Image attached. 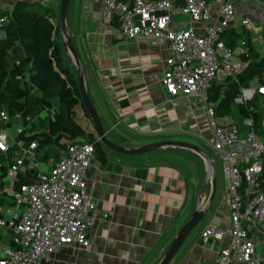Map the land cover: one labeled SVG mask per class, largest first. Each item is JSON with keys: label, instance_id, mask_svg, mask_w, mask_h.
<instances>
[{"label": "crops", "instance_id": "obj_1", "mask_svg": "<svg viewBox=\"0 0 264 264\" xmlns=\"http://www.w3.org/2000/svg\"><path fill=\"white\" fill-rule=\"evenodd\" d=\"M19 1L40 3L51 11L53 23L58 26L60 0H0V10L10 11ZM172 1L181 4V0ZM100 9L101 0H69L65 17L66 31L84 68L88 97L107 138L121 148L138 149L173 141L198 147L210 156L215 169V194L211 200V186L204 190V217L169 264H216L220 250L230 241L229 182L224 166L219 165V172L214 163L212 135L203 108L193 98H172L161 85L162 65L169 56L166 46L122 40L117 29L102 21ZM236 11L237 22L240 15L256 22L254 29L243 31L249 34L254 50L259 45L262 56L263 0L246 6L236 3ZM63 58L76 77L65 49ZM47 115L51 112L38 108L33 114L37 118H24L21 128L37 129V120L39 123ZM86 125L92 127L91 122ZM11 141L8 152L0 153L6 163L19 157L12 156L14 148L22 154L27 150L18 135ZM101 150L104 161L94 153L85 180L86 192L95 205L94 222L88 231L90 246H63L37 264H159L195 211L206 174V163L197 153L167 147L127 156L108 151L102 144ZM28 161L26 166L30 165ZM206 227L222 230V241L201 238ZM7 235L2 245L9 244Z\"/></svg>", "mask_w": 264, "mask_h": 264}, {"label": "built area", "instance_id": "obj_2", "mask_svg": "<svg viewBox=\"0 0 264 264\" xmlns=\"http://www.w3.org/2000/svg\"><path fill=\"white\" fill-rule=\"evenodd\" d=\"M253 1L259 0H181V4L172 0H101V19L117 29L119 38L167 47L169 56L163 62L161 78L165 91L172 98L196 99L203 108L212 151L224 166L229 182L230 241L220 250L216 264L264 262V185L260 182L264 171V114L258 127L248 109L258 96V108L264 110V64L263 81L240 86L233 98L232 105L240 111V124L235 117L220 118L217 104L210 99L215 87L226 81L238 84L245 71L246 63L239 57L245 41L230 49L223 36L228 30L254 29L256 22L246 15L236 21V3L246 6ZM5 21L6 17L0 16V30ZM260 58H264V47ZM14 118L22 117L16 114ZM8 121V116L0 112V153L12 147L4 132ZM23 132L27 130L17 128V135ZM36 145V141L28 143L23 154L18 151V158L4 164L7 170L0 196L8 195L12 202L7 210L10 218L0 216V264H37L63 246H90L88 231L94 222L95 205L86 192L85 180L94 158L93 145L74 140L56 163L44 165L36 160ZM28 159L30 165L26 166ZM29 167L37 170V180L14 189L17 173ZM7 233L9 244L2 245ZM223 237L222 230L211 227L201 232V238L216 242Z\"/></svg>", "mask_w": 264, "mask_h": 264}, {"label": "trees", "instance_id": "obj_3", "mask_svg": "<svg viewBox=\"0 0 264 264\" xmlns=\"http://www.w3.org/2000/svg\"><path fill=\"white\" fill-rule=\"evenodd\" d=\"M0 16L6 17L0 30V112L9 119L16 114L28 118L38 108L51 112L38 123L37 129L20 133L19 139L27 144L36 141L34 155L44 164L56 163L74 140L92 144L94 153L104 161L101 143L92 127L86 125L90 119L81 102L76 77L63 58V43L51 11L38 2L19 1L10 11L0 10ZM240 40L246 43L239 54L246 68L239 76V83L226 81L215 87L210 95L217 104V115L220 118L235 117L236 121L241 116L232 105L233 98L240 86H246L253 80L263 81L264 64V58L254 53L247 32L228 30L223 36L230 49H234ZM259 100L257 96L248 104L249 113L258 127L264 114V110L258 108ZM250 108L254 109L250 111ZM6 170V165L0 166V189ZM37 173L31 167L18 172L14 189L35 182ZM260 182L264 185V171Z\"/></svg>", "mask_w": 264, "mask_h": 264}, {"label": "water", "instance_id": "obj_4", "mask_svg": "<svg viewBox=\"0 0 264 264\" xmlns=\"http://www.w3.org/2000/svg\"><path fill=\"white\" fill-rule=\"evenodd\" d=\"M69 0H60L59 3V19H58V30L59 35L63 43V48L65 49L66 53L70 55V58L72 59V62L75 66V72H76V81L79 88L80 98L81 102L89 116L91 126L95 134L97 135L99 142L108 150L117 154L121 155H127V156H135V155H141L148 152H152L161 148H167V147H177L182 149H188L195 153H197L206 163V174L205 178L199 188L198 195H197V203L195 211L191 214L190 219L188 222H186L178 231V233L173 238L170 245L167 247L165 254L163 258L161 259L159 264H169L171 260L174 258L176 253L181 248L182 244L184 243L185 239L188 237V235L191 233V231L196 227V225L202 220L205 214L206 206L201 207V198L204 190L211 186L212 188V195L211 200L215 194L216 191V182H215V169L213 166V162L210 158V156L203 152L198 147H195L193 145L187 144V143H181V142H173V141H161L157 143H153L138 149H124L121 148L114 143H112L106 136V131L104 130L100 119L88 97V94L85 89L84 84V68L82 65V62L79 58V55L72 44L71 38L69 37L66 26H65V17L67 13ZM210 200V202H211ZM209 202V203H210Z\"/></svg>", "mask_w": 264, "mask_h": 264}, {"label": "rangeland", "instance_id": "obj_5", "mask_svg": "<svg viewBox=\"0 0 264 264\" xmlns=\"http://www.w3.org/2000/svg\"><path fill=\"white\" fill-rule=\"evenodd\" d=\"M263 34V33H262ZM256 49H255V54H260L259 52H260V49H259V45L257 44V46L255 47ZM34 114V113H33ZM33 114L31 115V117L29 118V119H32V118H35L34 116H33ZM37 118V117H36ZM22 121H23V119L22 118H20V120H17V119H15V118H11V119H9V123L11 122V124L9 125V126H5L4 127V130H5V132L8 134V136L10 137V139L11 138H14V137H16V135H17V128H19V127H21V126H23L22 125ZM238 122H239V124H240V119L238 120ZM36 124H38V120H37V122H36ZM27 131H29L28 129H27ZM17 154H20L19 152H18V150H17V148H14L13 150H12V156H16ZM214 157V156H213ZM38 163H40L41 165H44V163H41V162H39L38 161ZM214 163L216 164V168H217V170L219 171V172H221V168H220V166L219 165H221L222 163H220L218 160H217V158H214ZM219 163V164H218ZM4 164H6V160H5V158L2 156V155H0V166L1 165H4ZM41 167H43V166H41ZM1 198H2V203L0 204V216L1 217H4L6 220H8L9 218H10V216H8L7 215V210L10 208V204H11V197L10 196H8V195H6V196H0ZM261 231H262V237H264V221H263V223L261 224ZM8 238V237H7Z\"/></svg>", "mask_w": 264, "mask_h": 264}]
</instances>
